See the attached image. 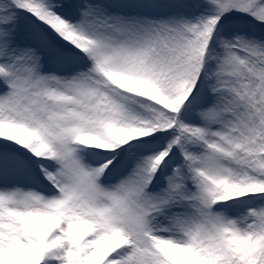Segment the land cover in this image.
Segmentation results:
<instances>
[{
	"label": "snow or ice",
	"instance_id": "snow-or-ice-1",
	"mask_svg": "<svg viewBox=\"0 0 264 264\" xmlns=\"http://www.w3.org/2000/svg\"><path fill=\"white\" fill-rule=\"evenodd\" d=\"M0 264H264V0H0Z\"/></svg>",
	"mask_w": 264,
	"mask_h": 264
}]
</instances>
